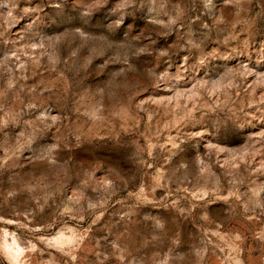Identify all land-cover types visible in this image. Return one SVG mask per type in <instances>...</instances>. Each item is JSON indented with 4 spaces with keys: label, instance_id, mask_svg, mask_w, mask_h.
<instances>
[{
    "label": "rangeland",
    "instance_id": "rangeland-1",
    "mask_svg": "<svg viewBox=\"0 0 264 264\" xmlns=\"http://www.w3.org/2000/svg\"><path fill=\"white\" fill-rule=\"evenodd\" d=\"M0 264H264V0H0Z\"/></svg>",
    "mask_w": 264,
    "mask_h": 264
}]
</instances>
